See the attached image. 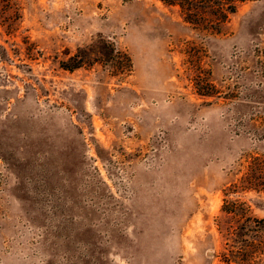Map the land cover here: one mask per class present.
Segmentation results:
<instances>
[{"label": "rangeland", "instance_id": "obj_1", "mask_svg": "<svg viewBox=\"0 0 264 264\" xmlns=\"http://www.w3.org/2000/svg\"><path fill=\"white\" fill-rule=\"evenodd\" d=\"M11 2L0 264H264V0L215 32L161 0Z\"/></svg>", "mask_w": 264, "mask_h": 264}, {"label": "trees", "instance_id": "obj_2", "mask_svg": "<svg viewBox=\"0 0 264 264\" xmlns=\"http://www.w3.org/2000/svg\"><path fill=\"white\" fill-rule=\"evenodd\" d=\"M5 5L10 6L11 0H2ZM168 5L179 7L185 21L189 22L194 28L205 29L215 32L219 29V24L223 22L229 12H234L237 5L247 0H161ZM129 58V57H128ZM60 65L64 68H74L83 63L81 58L75 59L73 63L67 60H60ZM195 86L198 93L215 95L213 82L201 74L196 75ZM219 95V94H218Z\"/></svg>", "mask_w": 264, "mask_h": 264}]
</instances>
